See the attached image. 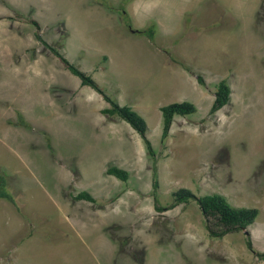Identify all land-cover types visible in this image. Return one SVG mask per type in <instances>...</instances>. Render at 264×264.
Returning a JSON list of instances; mask_svg holds the SVG:
<instances>
[{
    "label": "rangeland",
    "instance_id": "rangeland-1",
    "mask_svg": "<svg viewBox=\"0 0 264 264\" xmlns=\"http://www.w3.org/2000/svg\"><path fill=\"white\" fill-rule=\"evenodd\" d=\"M122 1L0 0V118L29 107L0 125V179L16 202L0 199V264H264L247 244L264 253V0H132L126 13ZM37 34L145 118L158 189L142 138L117 117L103 124L99 93L83 86L61 110L40 93H59L61 76L25 85L9 68L38 46L32 57L59 62ZM224 79L232 99L210 115ZM181 102L197 112L176 116L163 142L161 108ZM183 187L260 215L213 239L196 203L168 209ZM81 189L96 202L74 201Z\"/></svg>",
    "mask_w": 264,
    "mask_h": 264
},
{
    "label": "trees",
    "instance_id": "trees-1",
    "mask_svg": "<svg viewBox=\"0 0 264 264\" xmlns=\"http://www.w3.org/2000/svg\"><path fill=\"white\" fill-rule=\"evenodd\" d=\"M132 0H123L121 2L122 10L125 12L128 3ZM107 5V4H106ZM109 9L110 6L107 5ZM126 13V12H125ZM30 23L39 26V24L31 20ZM150 38L153 37L154 31L150 30ZM37 39L48 48L57 59L74 75L79 77L83 86L91 87L106 101L108 107L101 110V113L107 117H117L126 123H128L135 132H137L142 138L148 154L153 158L155 162V189H158V175H157V153L151 140L148 137L149 127L145 118L133 107L128 105H122L116 97L109 95L102 86L87 73L80 70L74 64H72L58 49L47 43L40 34H37ZM107 60V58H105ZM176 63L181 64L177 59H173ZM182 65V64H181ZM198 82L205 85V79L202 76H198ZM232 99V88L227 80H222L216 87L215 99L210 110V115L216 114L230 103ZM163 116V142H165L170 135L174 118L176 116H187L197 112L195 104L190 102L173 103L161 108ZM107 174L116 177L117 179L127 182L129 180V172L119 167L113 166L107 169ZM7 181L3 178L0 179V199L8 200L16 205L15 199L7 190ZM174 202L168 207L172 209L182 204H189L191 202L196 203L206 221V226L209 231V235L213 239H222L225 236L237 233L241 231H249V227L253 225L260 215L258 208L249 207H236L233 206L226 196L219 193H209L202 196H198L189 188H180L173 192ZM75 200H84L90 203H95L96 198L88 192H81L75 196ZM157 200V199H156ZM158 202V200H157ZM156 209L161 211L162 208L157 204ZM248 247L255 252L258 257L264 260V253H260L254 250L253 243L249 238L247 241Z\"/></svg>",
    "mask_w": 264,
    "mask_h": 264
},
{
    "label": "crops",
    "instance_id": "crops-1",
    "mask_svg": "<svg viewBox=\"0 0 264 264\" xmlns=\"http://www.w3.org/2000/svg\"><path fill=\"white\" fill-rule=\"evenodd\" d=\"M32 49L35 50L36 53H39L42 48H41V46L40 47L38 46V47L28 48V49L24 50L23 51L24 54H22V56L17 57L18 58L17 60L9 63L10 64L9 68H11L13 71L15 70L14 73L16 75H19V77H20L19 79L25 85H26V83L30 84V83H34L35 81L40 82L43 80L46 81V83H49V82L50 83L51 82H55V83L59 82L60 83V80L58 78L61 76L63 78V82L60 85L61 89H60L59 93H57V91H54V92H51L50 94H48V91H49L48 86H47V88L44 86V90L41 89L40 93L45 94V95H43L46 97L45 101L48 100L49 104H51L53 107H58L61 110H62V104L64 105V107L67 105V103L73 104L74 100L78 99V97H79V94H78L79 90L83 89L82 88L83 84H82L81 79L79 77L75 78L76 75L73 76L74 74L70 71L73 74L72 75L69 72V70L60 61L55 63V62H48L45 60H40V59H38V57H32L30 54V51H32ZM0 67L6 68L7 66H1L0 65ZM60 68L63 69V71ZM11 78H12V75H11ZM42 91H43V93H42ZM46 93H47V95H46ZM62 96H64V97L61 98ZM9 100L12 102L11 104H13V102H17L18 100L21 102H25L24 96L19 98V99L10 98ZM2 106H3V104L1 105L0 114L3 113V112L1 113ZM24 107L29 108L28 106H26V102L23 103L21 106L16 105V107H14L13 105L12 106L10 105L9 108L7 106V109L4 112V115H5L4 122L0 118L1 119L0 125L5 130H8V131L10 129H14V126H12V124L14 122L13 118L16 117L17 113L22 112L23 109H25ZM106 107H108V104H107V106H104L99 111H97V113H101V110H103ZM7 111H9V112H7ZM102 116H103V114H102ZM107 118L108 117L105 116V118L103 120V124H110L113 127L115 124L114 120L109 119V118L107 119ZM81 192H84V191H82V189H81V191H77L76 193L79 194ZM76 193H72L70 197L72 198V197L77 196L78 194L74 195ZM73 200L79 201V200H75V199H73ZM80 202H85V201L81 200Z\"/></svg>",
    "mask_w": 264,
    "mask_h": 264
}]
</instances>
